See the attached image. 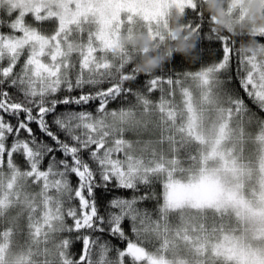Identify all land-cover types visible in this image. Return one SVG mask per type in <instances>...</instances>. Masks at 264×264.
Masks as SVG:
<instances>
[{
  "label": "snow or ice",
  "instance_id": "obj_1",
  "mask_svg": "<svg viewBox=\"0 0 264 264\" xmlns=\"http://www.w3.org/2000/svg\"><path fill=\"white\" fill-rule=\"evenodd\" d=\"M27 2L0 0V264H264V61L214 38L202 0L196 62L145 75L91 31L47 50L60 22ZM199 184L219 198L170 199Z\"/></svg>",
  "mask_w": 264,
  "mask_h": 264
},
{
  "label": "trees",
  "instance_id": "obj_2",
  "mask_svg": "<svg viewBox=\"0 0 264 264\" xmlns=\"http://www.w3.org/2000/svg\"><path fill=\"white\" fill-rule=\"evenodd\" d=\"M229 2L230 0H202L203 12L210 18L208 27L211 35L214 38L227 37L236 44L240 55L253 61L257 59L264 61V42H262L264 40V9L257 16L256 29L253 30L248 22L239 21L236 17L228 15ZM189 9L190 4H187L181 10L170 11L165 18L167 27L154 25L149 28L143 21L135 20L137 22L135 24L139 26L137 30L131 28L126 34L122 32L124 35L131 32L133 38L128 35L123 41H116L117 46L107 45L103 48L95 42L96 34L88 23L65 27L56 17L53 20L54 16L46 9L40 11L39 14L42 19L47 18L50 22V26L43 29L45 33H50L55 28L56 21H59L61 25L58 36L60 45L58 46L57 41L49 37L43 41L47 50H57L58 47H63L66 55L78 53L81 50L79 45L81 34L91 31L93 39L90 44L85 45L86 48H94L96 56L104 57L113 64L123 58L127 63L134 65L138 74L145 75L162 70L164 65L170 63L173 54L183 56L189 65L196 62L198 37L184 27ZM123 29L126 31V26ZM66 34L71 37L70 44L65 38ZM149 36L152 37L149 38ZM207 167L211 170L214 167V161H209ZM191 175L193 174L190 173L189 176Z\"/></svg>",
  "mask_w": 264,
  "mask_h": 264
},
{
  "label": "rangeland",
  "instance_id": "obj_3",
  "mask_svg": "<svg viewBox=\"0 0 264 264\" xmlns=\"http://www.w3.org/2000/svg\"><path fill=\"white\" fill-rule=\"evenodd\" d=\"M187 4H190V0H28L24 8L26 11L39 12L46 9L65 27L88 23L96 34L95 42L103 48L107 45L117 46L116 41H123L128 35L133 38L131 32L124 34L131 28H139L135 20L143 21L149 28L154 25L167 27L166 15L170 11L181 10ZM263 9L264 0H230L227 6L229 16L248 22L253 30L256 29L255 20ZM125 26L127 30L123 31ZM255 178L256 172L253 169L251 177L245 175L243 180L246 183ZM218 198L219 192L209 184L178 185L170 191V199L179 203L206 204L215 202Z\"/></svg>",
  "mask_w": 264,
  "mask_h": 264
}]
</instances>
